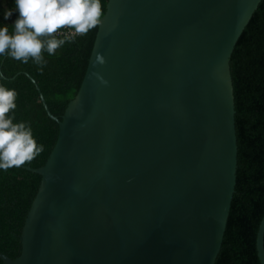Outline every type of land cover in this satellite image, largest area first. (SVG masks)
Here are the masks:
<instances>
[{
	"label": "water",
	"instance_id": "1",
	"mask_svg": "<svg viewBox=\"0 0 264 264\" xmlns=\"http://www.w3.org/2000/svg\"><path fill=\"white\" fill-rule=\"evenodd\" d=\"M260 1L107 0L61 119L39 94L58 136L21 166L41 179L2 264H215L236 184L229 60ZM256 250L264 264V216Z\"/></svg>",
	"mask_w": 264,
	"mask_h": 264
},
{
	"label": "trees",
	"instance_id": "2",
	"mask_svg": "<svg viewBox=\"0 0 264 264\" xmlns=\"http://www.w3.org/2000/svg\"><path fill=\"white\" fill-rule=\"evenodd\" d=\"M106 2L101 0L104 12ZM8 8H14V0H0V25H8L11 31L17 13L13 11L4 20L3 12ZM96 30L97 26L85 35H77L52 56L45 52L47 64L42 72L31 58L22 63L0 56V83L17 92L14 122L26 121L37 143L43 146L30 161L0 169V253L11 259L20 254L22 227L41 179L21 166H43L59 131L58 124L47 116L39 94L51 114L61 119L82 82ZM229 66L237 140L236 184L215 264H260L256 235L264 216V0L238 39Z\"/></svg>",
	"mask_w": 264,
	"mask_h": 264
},
{
	"label": "clouds",
	"instance_id": "3",
	"mask_svg": "<svg viewBox=\"0 0 264 264\" xmlns=\"http://www.w3.org/2000/svg\"><path fill=\"white\" fill-rule=\"evenodd\" d=\"M17 13L8 25H0V56H10L22 63L31 58L43 71L49 56L102 22L101 0H14V8L5 9L4 20ZM97 63L104 57L97 54ZM102 82L106 83V81ZM17 92L0 83V169H8L30 161L41 150L26 121L15 120Z\"/></svg>",
	"mask_w": 264,
	"mask_h": 264
}]
</instances>
